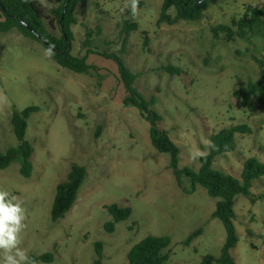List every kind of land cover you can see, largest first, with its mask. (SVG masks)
I'll list each match as a JSON object with an SVG mask.
<instances>
[{"label":"rangeland","instance_id":"1","mask_svg":"<svg viewBox=\"0 0 264 264\" xmlns=\"http://www.w3.org/2000/svg\"><path fill=\"white\" fill-rule=\"evenodd\" d=\"M163 1L139 0L135 17L125 7L131 0L80 5L72 55L86 58L92 67L87 74L60 67L43 45L18 30L0 35L1 152L17 146L13 112L39 108L28 121L27 140L34 147L31 177L21 175V160L0 171V190L26 209L20 246L28 255L51 253L50 264H93L100 243L104 264H128L130 250L152 235L172 239L167 264H200L207 255L220 256L226 231L212 218L217 199L202 187L192 191L186 178L178 186L170 156L152 145L149 123L136 108L124 105L117 64L101 55L121 56L137 75L138 91L156 99L159 126L180 149V168L198 170L214 134L248 125L252 133L236 134L234 151L214 163L240 178L248 158L264 163V97H254L250 112L234 96L260 76L264 24L232 42L224 34L215 38L213 29L228 25L237 30L233 23L251 7L264 9V0H213L201 20L171 26L158 23ZM128 22L138 30L127 33ZM48 30L61 35L58 29ZM168 67L182 73L172 75ZM73 163L84 166L88 175L71 211L53 223L56 188ZM252 191V198L238 196L236 201L239 242L231 253L237 264H264V177ZM111 204L130 207L133 214L109 232L106 224L113 219L106 206ZM199 228L202 235L185 245Z\"/></svg>","mask_w":264,"mask_h":264},{"label":"trees","instance_id":"2","mask_svg":"<svg viewBox=\"0 0 264 264\" xmlns=\"http://www.w3.org/2000/svg\"><path fill=\"white\" fill-rule=\"evenodd\" d=\"M99 0H0V35L18 30L24 37L30 38L43 45L50 55V59L64 69L77 74H87L92 68L87 64L85 57L72 55L75 40L73 26L77 25V9L80 5ZM213 0H164L159 24L175 25L180 21L195 22L204 17ZM174 12V15L171 14ZM264 9L251 7L249 11L233 27L218 25L213 29L215 38L225 35V40L232 42L236 37L244 39L259 24H264L262 19ZM24 24L30 27L28 29ZM127 33L138 30L136 24L126 23ZM48 27L58 29L60 36L52 34ZM92 32H87L84 46H91ZM88 54H95L88 50ZM106 59L113 60L118 67L121 82L124 85L126 96L123 103L127 107L136 108L141 117L150 125V139L153 147L163 154L170 156V169L179 187H183V179L190 180L191 190L202 187L211 198L217 199L212 218L219 219L226 231V242L220 256L207 255L200 264H237L232 256V250L239 242L234 221L237 217L235 206L238 196L253 197L254 182L264 177V163L256 157L248 158L243 164L240 178L226 174L215 168L216 158L228 154L235 149L236 134H251L248 125L230 126L220 130L211 137L209 152L200 157V168H180V149L172 141L169 133L160 128L162 116L155 110L156 99L148 100L136 88L137 75L127 66L124 59L117 54L102 53ZM260 63V76L255 81H249L235 91L234 96L241 100V106L250 112L255 110L254 97H264V69ZM172 75L182 73L180 69L168 67L165 69ZM39 111L36 106H31L23 111H14L11 119L13 131L17 139V146L0 151V171L8 169L14 162L21 160V175L30 178L34 169V147L27 140L28 121ZM88 172L84 166L77 163L71 165L67 179L60 182L51 210V220L57 223L71 211L75 205L79 192L86 181ZM113 222L106 224L109 232L114 230L116 223L128 220L133 210L130 207H120L118 204L106 206ZM203 228L194 231L186 240L189 246L197 237L201 236ZM172 239L169 236H148L136 244L128 253V264H167L170 259L169 248ZM97 258L93 264H104L102 245L97 243ZM29 257L35 261L50 264L53 255L46 253L40 256L31 254Z\"/></svg>","mask_w":264,"mask_h":264},{"label":"clouds","instance_id":"3","mask_svg":"<svg viewBox=\"0 0 264 264\" xmlns=\"http://www.w3.org/2000/svg\"><path fill=\"white\" fill-rule=\"evenodd\" d=\"M139 0L126 4L133 17L138 14ZM26 209L16 197L0 190V254L3 264H35L28 253L20 246V233L25 228Z\"/></svg>","mask_w":264,"mask_h":264},{"label":"water","instance_id":"4","mask_svg":"<svg viewBox=\"0 0 264 264\" xmlns=\"http://www.w3.org/2000/svg\"><path fill=\"white\" fill-rule=\"evenodd\" d=\"M28 29H30V27L29 26H27L26 24H24Z\"/></svg>","mask_w":264,"mask_h":264}]
</instances>
